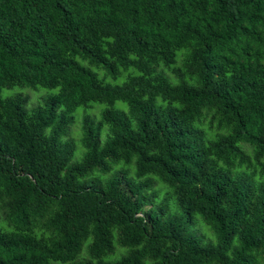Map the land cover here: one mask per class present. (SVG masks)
<instances>
[{
    "label": "trees",
    "instance_id": "obj_1",
    "mask_svg": "<svg viewBox=\"0 0 264 264\" xmlns=\"http://www.w3.org/2000/svg\"><path fill=\"white\" fill-rule=\"evenodd\" d=\"M0 264H264V0H0Z\"/></svg>",
    "mask_w": 264,
    "mask_h": 264
},
{
    "label": "rangeland",
    "instance_id": "obj_2",
    "mask_svg": "<svg viewBox=\"0 0 264 264\" xmlns=\"http://www.w3.org/2000/svg\"><path fill=\"white\" fill-rule=\"evenodd\" d=\"M166 75L170 76V73L168 71L165 70ZM128 74V73H127ZM126 73L120 77H118L116 80H113L112 78L108 77L106 78V81H109V83L114 84V82L117 83H121L122 81H124V77L127 75ZM99 75L102 77L103 76V72L99 71ZM57 92V88L56 89H47V88H43V87H38L35 90L28 88V87H19V86H14L11 87L9 89H3L2 90V94L4 96H11L14 94H20L23 97L26 98L27 102H26V108L30 109L32 107H34L35 105H37L40 101H42L41 98L46 97V96H50V95H54ZM107 107V105L105 103H92L87 107H78L77 109H75L72 113V122L70 124L69 127V131L67 134V139H70L75 146V152H74V156H73V160L76 161H80L83 155V149L80 145V136H81V123H82V119L83 118H89L91 120L94 121H98L101 117V113L102 111ZM114 107L116 108H122L124 110H127V106L125 103L121 102V101H117L114 104ZM106 126L102 129L101 132V139L104 141V136H105V132H106ZM118 168H128L129 170V175L132 177V169L129 166H124V165H119ZM112 173V172H111ZM110 173V174H111ZM104 177V176H103ZM102 178V177H101ZM164 185L161 183H156L154 189H157L159 195L156 197V199L154 200V205H156V207L161 208L162 206H165L167 208V211H173L174 208L176 209V205H175V200L174 198H167V196L165 195L166 193V189L163 187ZM197 220H200L197 228H195L197 230V233H195L196 235H198L200 238L204 236V239L208 240V239H213V241L215 242V235L214 233L210 230L209 226H207L201 219L199 216H196ZM203 235V236H200ZM234 244H236V242H234ZM86 245L87 242L84 243L83 245V249H86ZM83 253V251H82Z\"/></svg>",
    "mask_w": 264,
    "mask_h": 264
}]
</instances>
